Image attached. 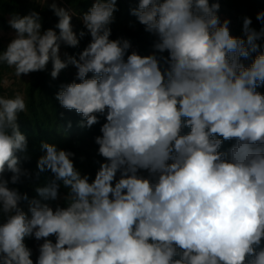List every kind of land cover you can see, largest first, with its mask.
Here are the masks:
<instances>
[{
    "label": "clouds",
    "instance_id": "1",
    "mask_svg": "<svg viewBox=\"0 0 264 264\" xmlns=\"http://www.w3.org/2000/svg\"><path fill=\"white\" fill-rule=\"evenodd\" d=\"M50 8L59 33L42 31L35 10L12 16L0 64L21 77L51 62L53 79L74 66L55 99L82 128L104 117L94 138L103 162L90 179L75 153L42 141L36 176L52 178L35 188L40 199L10 187L32 178L18 156L27 104L0 96V264H264V29L245 17L244 36L231 35L218 2L138 0L130 15L155 39L150 54L129 53L128 39H110L117 0H94L78 16L91 41L61 59V44L86 33L73 31L75 12ZM26 238L43 241L35 261Z\"/></svg>",
    "mask_w": 264,
    "mask_h": 264
},
{
    "label": "trees",
    "instance_id": "2",
    "mask_svg": "<svg viewBox=\"0 0 264 264\" xmlns=\"http://www.w3.org/2000/svg\"><path fill=\"white\" fill-rule=\"evenodd\" d=\"M55 2L57 6L70 9L77 15L72 16L71 24L73 31L79 34L85 31V36L80 39L77 47H68L61 44L60 56L64 59V54L76 56L91 41L90 34L84 29L82 21L78 18L80 14L86 12L91 7L94 0H0V30H9V20L14 15L25 16L31 11L39 12L41 16L42 31L49 28L54 29L57 34L59 29H55L58 17L53 13L50 5ZM218 2L220 9L218 15L223 21L225 18L230 20V33L236 37H243V20L245 17L251 19L250 28L257 32L264 29V20H257V13L264 11V0H209V3ZM138 0H117L118 11L114 13V22L110 25V39L125 38L131 42V45L137 49L141 55H148L152 52V43L155 37L144 31V27L138 23L136 18L130 15V9L136 7ZM261 46L260 50L264 51V37L257 41ZM7 45L0 39V52L5 50ZM131 51H129L130 53ZM158 55H161L158 53ZM163 55H167L164 53ZM255 53H253V57ZM246 65L251 63V59L243 61ZM52 70L51 62L48 63L46 70L32 72L29 74L24 98L27 104V112L21 113L18 119L20 131L28 141L27 151L18 153L21 159L22 167L32 173V178H22V183L10 185L18 187L22 193H27L29 199L40 197L37 195L35 188L44 187L52 178L50 171H45L36 176L38 171L37 161L43 154L41 142L54 143L58 148L72 151L75 166L82 174H88L90 179H94L95 173L99 168L97 161L103 162V158L97 155L98 145L95 144L94 138L100 135V127L105 122L104 117H100V123L94 125L91 129L82 128L79 122L83 119L82 115L77 114L75 110H66L59 105L55 99L56 93L60 90L61 84L71 83L77 71L72 65L62 70L58 78L53 79L50 75ZM15 71L14 67H9L6 63L0 64V96H6L8 90L4 88L3 82L7 75ZM91 77V73H89ZM79 82V81H76ZM264 93V87L257 89ZM12 97V96H10ZM9 97V98H10ZM71 122V127H69ZM185 132L188 129H184ZM231 142H225L221 150L230 147ZM27 157V159H25ZM83 157V160H81ZM142 175L147 176L146 172ZM10 176V174H9ZM66 190L61 188L60 195L63 197ZM43 202V201H42ZM55 208L57 204L63 206L64 201H47ZM22 209L27 212V202H21ZM55 242V237H50ZM25 244L32 250V259L36 260L38 256V245L43 241H36L33 238H26Z\"/></svg>",
    "mask_w": 264,
    "mask_h": 264
},
{
    "label": "rangeland",
    "instance_id": "3",
    "mask_svg": "<svg viewBox=\"0 0 264 264\" xmlns=\"http://www.w3.org/2000/svg\"><path fill=\"white\" fill-rule=\"evenodd\" d=\"M13 36L14 30L12 28H10L9 30H0V39H2L6 45L9 44ZM74 73L76 74V71H74ZM29 81V74H22L21 77H19L15 74L14 71L13 73L7 75L3 82L4 88L8 90V93L5 97H14L16 94H21L24 96V91Z\"/></svg>",
    "mask_w": 264,
    "mask_h": 264
},
{
    "label": "built area",
    "instance_id": "4",
    "mask_svg": "<svg viewBox=\"0 0 264 264\" xmlns=\"http://www.w3.org/2000/svg\"><path fill=\"white\" fill-rule=\"evenodd\" d=\"M133 50L137 51V49L131 45V48L129 49V51H133Z\"/></svg>",
    "mask_w": 264,
    "mask_h": 264
}]
</instances>
